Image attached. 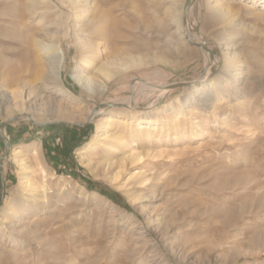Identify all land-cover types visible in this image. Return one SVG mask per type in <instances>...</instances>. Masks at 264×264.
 <instances>
[{"label": "rangeland", "instance_id": "obj_1", "mask_svg": "<svg viewBox=\"0 0 264 264\" xmlns=\"http://www.w3.org/2000/svg\"><path fill=\"white\" fill-rule=\"evenodd\" d=\"M61 1L0 0V264H264V0Z\"/></svg>", "mask_w": 264, "mask_h": 264}, {"label": "bare ground", "instance_id": "obj_2", "mask_svg": "<svg viewBox=\"0 0 264 264\" xmlns=\"http://www.w3.org/2000/svg\"><path fill=\"white\" fill-rule=\"evenodd\" d=\"M58 1H60V3H62V1L61 0H58ZM64 6V5H63ZM191 9V8H190ZM96 14H97V12H96ZM98 19H99V22L101 23L100 24V30H99V32L97 33V35H99V36H101L102 34H103V32H104V28H105V26H106V24L110 21V12L108 11V10H104V9H101V8H99L98 9ZM100 38V37H99ZM105 38V37H104ZM102 39V38H101ZM139 81L140 82H145V80H143V79H139ZM200 81H201V79H200ZM169 87V85H167V86H164V87H162L160 90H158V92L159 93H164V92H167L168 90L167 89H169L168 88ZM129 101V100H128ZM129 102H127L126 104H128ZM55 109V116H60L61 115V112H60V109L58 108V109H56V108H54ZM53 109V110H54ZM60 114V115H59ZM29 151L31 152V153H36V147L34 146V145H32V146H30L29 147ZM133 155V154H132Z\"/></svg>", "mask_w": 264, "mask_h": 264}, {"label": "water", "instance_id": "obj_3", "mask_svg": "<svg viewBox=\"0 0 264 264\" xmlns=\"http://www.w3.org/2000/svg\"><path fill=\"white\" fill-rule=\"evenodd\" d=\"M195 0H189V2H188V4L186 5V8H185V12L187 11V9L189 8V6H191V4L194 2ZM186 22V19H185V17H184V23ZM195 45H197V46H199V47H201L202 49H204L208 54H209V56L210 57H212V53H211V51L209 50V48L206 46V45H204V44H200V43H194ZM182 84H184V83H174V84H171V85H169V87L170 88H172V87H177V86H181ZM2 126V125H1ZM3 140H4V143H5V145H6V149H7V142H6V140L3 138ZM1 202V201H0Z\"/></svg>", "mask_w": 264, "mask_h": 264}]
</instances>
